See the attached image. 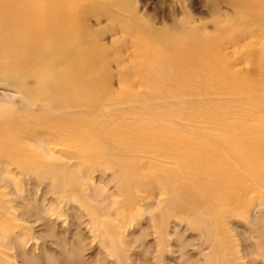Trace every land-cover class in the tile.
Segmentation results:
<instances>
[{
    "label": "rangeland",
    "instance_id": "obj_1",
    "mask_svg": "<svg viewBox=\"0 0 264 264\" xmlns=\"http://www.w3.org/2000/svg\"><path fill=\"white\" fill-rule=\"evenodd\" d=\"M212 1L66 0L61 15H73L81 44L100 54L99 61L108 60L109 80L116 88L122 81V61L134 60L142 36L152 38L145 30L141 33L134 19L161 28L187 15L188 23L209 34L222 50L236 34L256 27L243 42L253 51V64H264V19L237 23L233 0ZM255 6L264 8V0ZM46 51L40 47L43 56ZM253 64L246 67L248 74L254 73ZM8 74L0 68V132L11 141L0 143V264H264V183L259 187L246 171L233 188L198 189L190 183V178L201 186L212 181L203 172L210 166L201 165L205 156L224 173L228 164L223 143L215 146L194 135L193 127L200 128L201 121L176 126L157 109L133 114L194 140L195 156L201 160L185 162L166 155L164 146L146 142L160 131L144 134L141 124L116 111L119 105L100 110L113 115L110 123L94 124L97 129L110 126L109 137H96V130H90L84 133L87 140H79L73 129L62 136L63 129L39 117L46 95L32 78L25 80L33 94L29 96L4 79ZM129 79L142 95L145 86ZM260 115L263 124L248 145L260 154L258 162L264 161V110ZM181 117L176 113V119ZM255 122L249 120L250 125ZM125 146L135 150L125 151ZM15 148L21 154L14 155ZM219 152L224 158L217 162Z\"/></svg>",
    "mask_w": 264,
    "mask_h": 264
},
{
    "label": "bare ground",
    "instance_id": "obj_2",
    "mask_svg": "<svg viewBox=\"0 0 264 264\" xmlns=\"http://www.w3.org/2000/svg\"><path fill=\"white\" fill-rule=\"evenodd\" d=\"M257 1L262 0L230 1L234 6V21L257 24L263 20L264 8L257 10ZM65 4L66 0H0V68L9 72L5 80L16 84L29 96L33 94L25 83L28 77L46 95L43 102L47 103V108L41 110L39 117L45 118L49 126L63 129L62 136L66 129H73L75 137L85 141L86 131L96 130L99 138L112 134L110 126L97 129L94 124L110 123L109 117L113 115L100 110L119 105L116 111L123 116L130 115L134 124H141L144 134L160 131L155 139L146 142L164 146L166 155H177L180 157L177 160L183 162L186 158L190 161L197 158L194 140L190 142L179 132L157 126L153 118L137 119L133 114L139 111L142 115L157 109L167 114L168 122L176 126H192L198 119L202 124L200 128L193 127L194 135L205 136L215 146L223 143L228 164L224 173L220 165L212 164L205 156L207 159L203 158L205 162L201 165L207 163L210 169L203 172L213 179L201 186L190 178L192 186L233 188L235 181L242 180L246 172L253 173L259 187L263 185L264 161L255 160L260 154L252 153L248 145L256 141V132L258 134L261 129L258 125L263 124L260 114L264 110V64L263 61L253 64L250 60L253 51L243 42L253 35L256 27L236 34L229 40L226 50H222L216 47L217 42L213 43L209 34L190 25L187 15L174 21L173 26L161 28L143 25L139 19H134L141 33L145 30L152 38L142 36L143 41L139 39L138 60L136 49L132 62L122 61L118 68L122 81L116 88L109 80L108 60L99 61L100 54L91 53L89 47L81 44L82 34L75 33L73 15H61ZM41 46L47 48L44 56L40 53ZM250 63L255 69L252 74L246 70ZM129 78H136L145 86L142 95L131 86L134 81ZM91 113H95L93 118L89 116ZM176 113H181L182 117L176 119ZM250 119L257 121V125H250ZM204 125L213 131H204ZM8 140L0 132V143L10 144ZM236 142L243 146L233 148ZM187 146H191L190 150ZM26 148L35 152L31 147ZM124 150L135 148L125 146ZM18 154H21L20 149L15 148L14 155ZM217 157V162L224 158L220 152Z\"/></svg>",
    "mask_w": 264,
    "mask_h": 264
}]
</instances>
